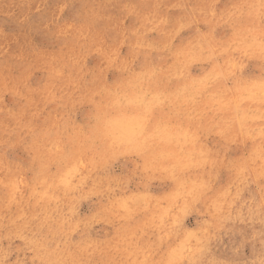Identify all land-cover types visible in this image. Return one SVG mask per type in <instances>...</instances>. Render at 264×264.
<instances>
[{
  "label": "clouds",
  "instance_id": "9594fccd",
  "mask_svg": "<svg viewBox=\"0 0 264 264\" xmlns=\"http://www.w3.org/2000/svg\"><path fill=\"white\" fill-rule=\"evenodd\" d=\"M0 264H264V0H0Z\"/></svg>",
  "mask_w": 264,
  "mask_h": 264
}]
</instances>
